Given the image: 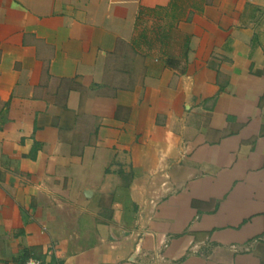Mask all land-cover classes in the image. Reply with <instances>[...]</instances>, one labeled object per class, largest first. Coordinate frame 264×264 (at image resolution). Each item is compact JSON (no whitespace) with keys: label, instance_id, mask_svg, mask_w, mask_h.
Listing matches in <instances>:
<instances>
[{"label":"crops","instance_id":"crops-1","mask_svg":"<svg viewBox=\"0 0 264 264\" xmlns=\"http://www.w3.org/2000/svg\"><path fill=\"white\" fill-rule=\"evenodd\" d=\"M28 258L264 264V0H0V264Z\"/></svg>","mask_w":264,"mask_h":264},{"label":"built area","instance_id":"built-area-1","mask_svg":"<svg viewBox=\"0 0 264 264\" xmlns=\"http://www.w3.org/2000/svg\"><path fill=\"white\" fill-rule=\"evenodd\" d=\"M157 259H158V257H156V260ZM24 264H42V263L35 258H28L24 261Z\"/></svg>","mask_w":264,"mask_h":264}]
</instances>
